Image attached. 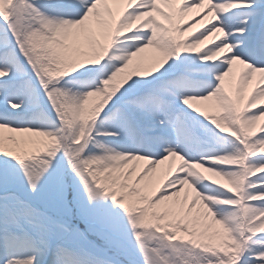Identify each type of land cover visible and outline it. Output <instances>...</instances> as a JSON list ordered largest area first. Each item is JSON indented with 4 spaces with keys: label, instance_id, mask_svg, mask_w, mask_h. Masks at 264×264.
Wrapping results in <instances>:
<instances>
[{
    "label": "snow or ice",
    "instance_id": "1",
    "mask_svg": "<svg viewBox=\"0 0 264 264\" xmlns=\"http://www.w3.org/2000/svg\"><path fill=\"white\" fill-rule=\"evenodd\" d=\"M0 264H264V0H0Z\"/></svg>",
    "mask_w": 264,
    "mask_h": 264
}]
</instances>
